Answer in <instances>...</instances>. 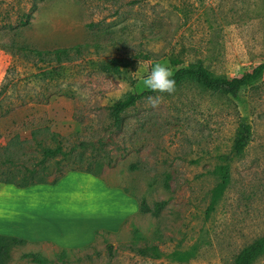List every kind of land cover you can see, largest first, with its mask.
Masks as SVG:
<instances>
[{"label":"rangeland","instance_id":"rangeland-1","mask_svg":"<svg viewBox=\"0 0 264 264\" xmlns=\"http://www.w3.org/2000/svg\"><path fill=\"white\" fill-rule=\"evenodd\" d=\"M12 46L82 47L59 62ZM115 58L132 64L126 77L101 70ZM156 63L173 74L196 63L228 78L252 72L264 64V0H0V180L14 173L21 183L44 160L36 180L91 171L151 208L168 202L159 217L140 213L84 248L15 246L7 264H37L26 254L46 264H234L264 236V74L238 98L193 81L150 94L163 96L156 108L147 95L117 129L112 106L148 92L142 80ZM241 120L252 140L236 156ZM49 149L61 151L45 159ZM224 164L229 183L216 194ZM147 245L162 258L141 256Z\"/></svg>","mask_w":264,"mask_h":264},{"label":"crops","instance_id":"crops-1","mask_svg":"<svg viewBox=\"0 0 264 264\" xmlns=\"http://www.w3.org/2000/svg\"><path fill=\"white\" fill-rule=\"evenodd\" d=\"M140 201L102 175L71 171L57 183L29 186L0 182V235L78 249L94 244L97 232H120L139 215Z\"/></svg>","mask_w":264,"mask_h":264},{"label":"trees","instance_id":"trees-1","mask_svg":"<svg viewBox=\"0 0 264 264\" xmlns=\"http://www.w3.org/2000/svg\"><path fill=\"white\" fill-rule=\"evenodd\" d=\"M31 16H27L29 19ZM29 21L27 20L25 22L24 26L29 25ZM82 46H76L72 49H59L55 50L54 52H42L38 50H31V48L27 46L22 47H16L12 46L11 48H6L12 53L24 52L27 56L28 54L38 55L41 57H44L46 55L54 54L57 58V60L60 62L62 60V56H69V53L72 50H80ZM18 52V53H19ZM44 60V59H43ZM132 66V64L128 60H123L120 58H115L111 60L107 64H103L101 66V70L104 73H107L109 75H118L126 77L127 70ZM52 71H59V69L54 68ZM51 73V72H50ZM49 73V74H50ZM264 74V64L258 66L255 68L252 72L244 74L242 77L239 78H228L224 76H217L214 75L211 71L206 69L203 64L196 63L192 64L189 67L181 68L177 70L173 74V79L175 80V89L183 85L187 81H193L204 88L216 92H221L227 96H230L232 98H238L240 95V92L243 88H245L249 83L252 81H256L258 78H260ZM5 87V86H3ZM1 91H0V97H1ZM150 94H156L151 91L145 92L143 94H129L124 100H120L116 102L112 108V116L114 119V124L117 129H121L123 124V114L126 113L129 109L135 107L139 101H141L145 96ZM34 134V133H33ZM35 135V134H34ZM16 138H19V136H16ZM252 140V127L246 120H241L239 123V127L237 129L234 144H233V151L236 156H241L245 153L246 149L250 145ZM20 143H24L23 141H20ZM11 145V142L7 145L9 149ZM61 150H46L45 151V159L49 158L52 155H55L57 152H60ZM230 158V157H227ZM45 161H41L37 163L32 170L29 171V174H22L20 179L22 180L21 183H16L15 179L18 177V174H10L8 175L9 179L6 181H1L4 183H11L16 184L18 186L24 187L29 186L32 184L37 183H48L45 179L36 180L33 178V173L37 171L36 166H43ZM39 165V166H38ZM229 165L224 164L217 168L216 175L220 178V185L218 190L216 191V194L223 191L226 186L229 183ZM32 172V173H31ZM89 173H93L96 175H100L99 173H94L91 171H87ZM65 174L60 175L59 177L55 178L52 183H57L62 177H64ZM169 179V178H168ZM166 187L168 188L169 185L167 184ZM167 201H161L157 202L154 206V208H151L146 200H142L140 202V212L143 214H152L154 217H159L163 209L167 206ZM106 233V232H104ZM101 233L98 232V236H100ZM28 244L26 240L20 239V238H14V237H7V236H1L0 235V264H7V262L10 259L11 256V250L15 246ZM112 249V247H110ZM138 253L143 257H150L154 259H161L162 253L160 252V249L157 246L147 245L144 247L138 248ZM26 258L31 259L34 263L37 264H46L48 263L47 259L36 254H26ZM264 257V236L257 239L255 242H253L251 245L243 249V251L237 256L234 264H256L257 261H259L261 258Z\"/></svg>","mask_w":264,"mask_h":264},{"label":"clouds","instance_id":"clouds-1","mask_svg":"<svg viewBox=\"0 0 264 264\" xmlns=\"http://www.w3.org/2000/svg\"><path fill=\"white\" fill-rule=\"evenodd\" d=\"M173 72L170 68L162 63H156L150 73L143 78V87L153 93H167L172 94L175 92V80L172 78ZM79 92L78 89H74ZM83 99H87V96L81 93ZM147 102L153 108L158 107L162 101V95H149Z\"/></svg>","mask_w":264,"mask_h":264}]
</instances>
